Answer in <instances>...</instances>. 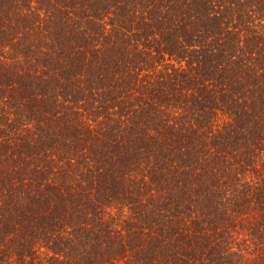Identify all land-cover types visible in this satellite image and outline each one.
<instances>
[{"label":"trees","instance_id":"trees-1","mask_svg":"<svg viewBox=\"0 0 264 264\" xmlns=\"http://www.w3.org/2000/svg\"><path fill=\"white\" fill-rule=\"evenodd\" d=\"M0 264H264V0H0Z\"/></svg>","mask_w":264,"mask_h":264}]
</instances>
